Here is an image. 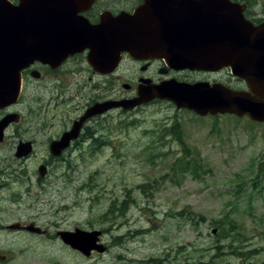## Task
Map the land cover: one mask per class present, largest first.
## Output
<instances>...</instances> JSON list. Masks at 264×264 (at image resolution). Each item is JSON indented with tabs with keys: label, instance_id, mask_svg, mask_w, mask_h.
Returning a JSON list of instances; mask_svg holds the SVG:
<instances>
[{
	"label": "rangeland",
	"instance_id": "1",
	"mask_svg": "<svg viewBox=\"0 0 264 264\" xmlns=\"http://www.w3.org/2000/svg\"><path fill=\"white\" fill-rule=\"evenodd\" d=\"M251 1L257 2L253 13L263 10L264 0ZM140 72L139 64L126 61L114 78L133 83ZM223 74L225 84L244 87ZM67 110L75 116V108ZM121 114L90 121L86 134L96 132L82 154L62 161L53 183L32 191L30 204L12 208L34 216L47 234L22 250L28 237L7 239L0 230V247L23 251L6 252L14 259L0 264H261L264 122L202 117L161 100ZM173 125L177 133L166 134ZM75 227L104 229L106 249L86 256L63 242L58 232Z\"/></svg>",
	"mask_w": 264,
	"mask_h": 264
},
{
	"label": "water",
	"instance_id": "2",
	"mask_svg": "<svg viewBox=\"0 0 264 264\" xmlns=\"http://www.w3.org/2000/svg\"><path fill=\"white\" fill-rule=\"evenodd\" d=\"M39 7L38 0H21L19 6L0 0V106L18 97L21 70L47 49L31 42L35 24L47 27V19H51L47 10ZM243 9L230 0H147L133 15L105 18L90 28L69 10L60 14L62 31L59 26L53 30L65 35L63 45L55 48L62 56L90 47L89 60L96 68L110 57L117 61L125 50L136 58H164L177 69L219 70L228 66L248 87L235 90L223 84L171 79L145 86L138 98L96 105L83 120L113 106L133 108L159 97L200 115L230 113L264 121V22L254 25L245 18ZM53 48H48L49 52L58 54ZM98 234L81 230L61 233L74 247H81L77 243L81 238L92 241L83 248L87 254L92 248L105 249L97 243Z\"/></svg>",
	"mask_w": 264,
	"mask_h": 264
},
{
	"label": "flooded vegetation",
	"instance_id": "3",
	"mask_svg": "<svg viewBox=\"0 0 264 264\" xmlns=\"http://www.w3.org/2000/svg\"><path fill=\"white\" fill-rule=\"evenodd\" d=\"M9 1L14 5L21 3V0ZM146 1L38 0L39 9L47 10L50 15L52 14L46 24L47 29L51 28L47 33L46 27H39L35 24L34 27L37 28L36 31L38 30L39 34H36L38 37L35 38V33H37L35 31L31 42H39L42 47L47 46V49L42 51L40 58H35L29 66L22 70L21 90L18 97L0 106V148H7L9 151L0 153V230L4 231L2 237L7 239L13 234L28 237L30 244H22V250L32 246V240L47 234V230L38 225L34 216L24 218L23 215L12 214L10 212L13 211L12 208L15 205L22 207L30 204L33 199L32 191L35 188H38L39 191L40 187L42 190L47 189L53 183L52 177L63 166V162L66 163V160L75 151L82 154L84 141L87 138L93 140V135L96 132L91 130L90 134H86V128L90 121H96L99 117H104L115 110L123 115L141 107L138 106L130 110L122 107L111 108L103 114L83 120L87 111L95 104H109L134 98L137 95V90L145 84L143 80H149L150 84H156L169 78L187 82L203 80L224 83L223 73H231L230 68H223L219 71L176 70L166 67L162 59H140L129 52L121 54L119 63L114 70H111L112 66L108 64L102 67L104 71H100L90 63L91 49L89 47L66 56H62L58 49L55 50L63 45L64 41L65 35L58 31V29H62L63 21L58 16L63 12L74 13L73 15L79 17L87 24L86 28H89L90 25H99L105 18L115 20L119 16L133 15L139 7L146 4ZM231 1L244 5L245 17L255 25L264 22V6L263 10L253 13L251 6L257 2L251 0ZM54 28H58L57 31L53 30ZM52 47L59 53L49 52L48 48L52 49ZM126 61L139 64L141 72L133 83L123 80L121 77L118 80L114 78L116 72ZM154 67H157L155 74L151 72ZM232 78L241 81L237 77L233 76ZM117 82H119L118 89H116ZM85 89L88 90L85 93L88 96L86 98L83 96ZM41 91H45L47 96L43 97L39 93ZM69 106L76 109L75 116H72L67 110ZM79 122H81L80 126ZM69 134L70 139L68 138ZM95 140L93 146L99 147V140ZM40 146L44 149L42 152ZM63 175L65 176V173ZM63 181L67 186L65 178ZM1 220L5 222L3 223ZM75 229L99 232V242L105 233L104 229L85 230L80 227H75ZM60 232L58 235L65 242ZM91 242L89 241L87 244L83 241L79 242L81 247H75V250L83 253L81 249L85 246L88 247ZM0 249L2 250L0 261L3 263L14 259V255L6 252L23 253L19 245H5ZM94 251L99 250L92 248L90 253L92 254Z\"/></svg>",
	"mask_w": 264,
	"mask_h": 264
},
{
	"label": "trees",
	"instance_id": "4",
	"mask_svg": "<svg viewBox=\"0 0 264 264\" xmlns=\"http://www.w3.org/2000/svg\"><path fill=\"white\" fill-rule=\"evenodd\" d=\"M177 125H173L171 126L170 128H165V133L166 134H172V135H175L177 133ZM222 233H224V231H221ZM261 264H264V261L261 263Z\"/></svg>",
	"mask_w": 264,
	"mask_h": 264
}]
</instances>
